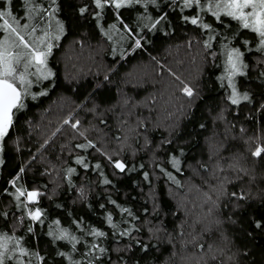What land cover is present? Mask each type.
Listing matches in <instances>:
<instances>
[{"label":"trees","instance_id":"16d2710c","mask_svg":"<svg viewBox=\"0 0 264 264\" xmlns=\"http://www.w3.org/2000/svg\"><path fill=\"white\" fill-rule=\"evenodd\" d=\"M156 4L155 20L167 19L155 29V20L140 23V30L133 18L140 4L117 10L97 9L94 0L0 2L10 23L15 17L21 28L37 26L38 37L54 18L59 36L51 35L46 63L53 75L29 76L24 107L13 110L0 141V235L20 241L10 245L6 264H264V227L255 226L264 224V156L251 155L264 146V49L223 13L222 26L203 0L191 8L182 0ZM43 9L52 15L41 19ZM197 15L211 28L185 22ZM124 24L134 32L121 49L108 26ZM232 48L243 53L244 65L234 82L249 97L239 104L231 103L226 78ZM89 140L94 148L76 147ZM16 187L42 195L25 207ZM36 208L42 222L27 215ZM92 229L106 235L93 236ZM62 230L79 242L57 239ZM93 244L106 251L91 250ZM21 247L30 254L21 256Z\"/></svg>","mask_w":264,"mask_h":264},{"label":"snow or ice","instance_id":"6c2138e0","mask_svg":"<svg viewBox=\"0 0 264 264\" xmlns=\"http://www.w3.org/2000/svg\"><path fill=\"white\" fill-rule=\"evenodd\" d=\"M3 2V0H0ZM9 3L12 0H8ZM25 4H29L32 0H24ZM55 3V0H52ZM142 0H94V5L97 9H103L106 6H113L115 9L119 10L122 7L128 5H139ZM176 0H168V3L174 4ZM204 3H207V10L212 12V15L216 17L217 20H220L223 26V20L221 19V13L224 16L230 17L232 20L238 22V27L243 29L251 30V33L256 34L259 37V44L262 49H264V0H213L212 3H209L208 0H203ZM145 5L156 4V0H143ZM193 6H203L202 0H183V8H191ZM213 7L216 9L213 11ZM31 12L32 9H29ZM80 13L88 11L86 7L80 8ZM52 13L47 9H43L40 12V18L43 19L44 16H51ZM99 16V12L96 13ZM7 17H11V13L7 11L0 10V20L3 21L0 24V29H3V32L0 33V141H3L9 132V128L13 124V115L14 109L19 110L24 107L22 102L23 96L27 94V86L31 84L29 76H39L44 79L51 77L53 73L51 71H46L47 58L51 54L53 44L51 42L52 37L47 31H44L42 35L35 37L33 39V34L37 31V26H30L24 24L23 27H19V20L15 17H12L13 22L10 23ZM167 19V15H160L154 23H152L151 28L155 29L158 24ZM185 22H190L193 25H200L204 29H210L211 26L206 23H202L200 17L197 15L189 20L188 17H185ZM14 24L16 26H14ZM115 27V25H113ZM59 31H63V26H58ZM123 28L132 34V29L128 27L127 24L123 25ZM30 29V31H29ZM7 33V35H3ZM26 33V34H25ZM107 35V33H106ZM215 37H210L214 39ZM54 39L59 40V36H55ZM135 48H141V40L135 39ZM247 44V41L244 42ZM211 43L205 41V47L211 48ZM227 60H226V78L228 81V86L231 88V95L229 99L232 104H239L241 99L248 100L249 97L247 94L240 96L237 92L236 86L233 82L234 77L237 75H242V57L243 53L238 48H232L227 51ZM23 66V71L19 69L18 66ZM35 68L34 72H29L31 68ZM222 77L221 79H224ZM177 79H179L177 77ZM19 85V86H18ZM182 92L188 97L194 95L193 89L187 85H183ZM44 93H41L43 95ZM66 124L69 121H65ZM79 121L71 124L72 128H77ZM81 136L84 133H80ZM77 148L87 149L94 148L95 145L92 141H88L86 144H78ZM253 157L260 158L264 156V146H257L255 151L251 152ZM107 159L115 169L120 170L121 172L126 171V165L119 160L113 162L112 156H107ZM2 163V161H0ZM76 163L83 165L85 168L88 165L84 162L83 157H78ZM174 164H177L178 161L173 160ZM97 169L100 168V165L95 166ZM23 172V169L20 170ZM75 169H69V172H73ZM170 179H174L171 173H167ZM148 174L145 173V178L147 179ZM16 179L10 181V183L15 187L17 183ZM105 184L110 183V181H104ZM179 184V181H176ZM42 195L38 191H26L22 190L20 187H16V199L19 201L21 197H26L24 206L27 207L29 203H35L38 200V197ZM233 197H236V193L231 194ZM208 200L212 199L211 195H208ZM243 195L239 199H243ZM115 204V201H112ZM103 207V206H102ZM122 212H127L131 215V212L128 209H121ZM28 217L34 222H42L43 213L41 209L36 208L34 211L30 210L27 213ZM107 222L113 227L116 228L117 225L112 223V217L109 215L107 217ZM59 224V221H56ZM257 228L264 227V224L259 222L255 225ZM29 232L32 231L31 228L28 229ZM91 235L97 237H103L106 234L103 231L96 229L91 230ZM130 233L128 231L120 233L122 236H127ZM52 235V233H49ZM57 239H70L74 242L77 241V238L72 236L69 237L67 230H62L61 235L56 237ZM20 241L13 236L9 235H0V264H6L7 261L11 260L12 257L9 255V252L13 249L10 248V245L18 246ZM143 247H147L144 245ZM201 247H203L201 245ZM73 250H75V243H73ZM91 250H98L100 253H104L106 249L100 248L98 245L93 244ZM19 254L21 256H28L30 253L24 248H19ZM32 255L38 256L40 260H43V257H39L38 253H32ZM59 255L64 256L65 253H59ZM71 260V257H69ZM72 264H79V262H72Z\"/></svg>","mask_w":264,"mask_h":264},{"label":"rangeland","instance_id":"374dc122","mask_svg":"<svg viewBox=\"0 0 264 264\" xmlns=\"http://www.w3.org/2000/svg\"><path fill=\"white\" fill-rule=\"evenodd\" d=\"M183 1V0H182ZM209 3H212L213 0H208ZM207 4V3H206ZM139 9H138V15L134 16V21H137L135 23V26L134 28H139L141 30V27H140V23H149V22H153L155 20V12L157 11V8H158V5L157 4H148V5H145L143 3V1L141 2V4L139 5ZM214 10H216L214 7H213ZM46 25L43 27V30L44 31H47L50 36L51 35H57L56 33V26L54 27V31H53V24L55 21L54 18H52L51 20H47L46 21ZM139 24V25H138ZM129 27V26H128ZM108 30L110 31L111 33V39L115 42L116 46L118 48H121V49H124L127 47L129 41H128V37L131 36L133 34V29H132V34H129L128 31H126L123 27H118L117 25H115V27H113V25H110L108 26ZM43 31V32H44ZM43 32H41V35L43 34ZM26 34V33H25ZM36 35H38L37 33H34L33 34V39H35ZM52 37V36H51ZM19 69L21 71H23V66L20 65L18 66ZM228 82V81H227ZM234 82V80H233ZM235 86H236V82H234ZM230 88V87H229ZM236 89H237V86H236ZM231 88H230V93H231ZM237 92L240 94V96H243L245 93H240L237 89ZM248 95V94H247ZM241 101H244L243 99H241Z\"/></svg>","mask_w":264,"mask_h":264}]
</instances>
